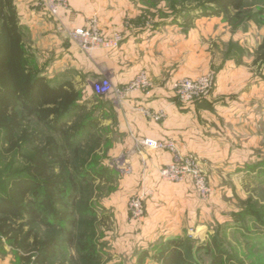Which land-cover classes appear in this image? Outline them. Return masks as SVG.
Here are the masks:
<instances>
[{
	"label": "crops",
	"instance_id": "0c3cea01",
	"mask_svg": "<svg viewBox=\"0 0 264 264\" xmlns=\"http://www.w3.org/2000/svg\"><path fill=\"white\" fill-rule=\"evenodd\" d=\"M68 1L70 11L68 15L62 14L64 27L84 25L87 18L97 14L104 34L112 36L119 32L121 44L116 50L98 48L88 55L58 27L38 0H13L25 45L37 64L35 68L53 85L71 81L77 90L83 89L89 96L96 95L91 85L95 78L108 77L116 87H124L141 71L147 73L153 82L149 90H133L119 99L109 94L103 105L86 98L87 106L94 110L98 128L111 143L107 164L112 166L118 158L127 160L132 172L123 176L124 183L130 187L137 185L135 189L139 193H146L147 214L141 224L144 242L183 236L194 225L207 222L212 209L218 208V201L198 197L191 180L185 183L162 181L159 169L173 160L174 153L143 148L137 140L147 137L174 140L180 154H197L212 178L217 177L216 171L238 167L241 152L230 130L239 127L236 124L239 120L249 122L247 115L253 101L249 92L253 89L249 91L248 75L240 67H225L211 97L190 105L182 104L174 96L172 82L205 72L206 65L200 64L197 53L200 50L197 37L209 32L205 26L223 25L219 18H198L197 27L193 29L189 24L191 11H185V7L174 17L167 13L165 3ZM161 5L167 15L154 16L153 11ZM149 13L153 19L147 15ZM144 109L164 110L166 117L153 120ZM115 204L113 201L111 206ZM124 207L126 214V202ZM148 261L159 264L153 259Z\"/></svg>",
	"mask_w": 264,
	"mask_h": 264
},
{
	"label": "trees",
	"instance_id": "16d2710c",
	"mask_svg": "<svg viewBox=\"0 0 264 264\" xmlns=\"http://www.w3.org/2000/svg\"><path fill=\"white\" fill-rule=\"evenodd\" d=\"M206 2L203 14L233 11L238 18L246 14V0ZM257 59L264 72V40ZM87 103L71 81L53 85L35 68L13 0H0V148L3 157L12 155L7 168H0V244L7 242L25 252L19 256L25 264H52L62 253L74 259L70 246H76L82 264H101L94 224L88 222L77 235L75 209L80 181L88 176L103 180L115 170L97 159L76 175L69 170L65 151L100 131L97 115ZM17 159L19 166L14 164ZM82 211L95 213L88 202ZM247 216L264 226V210L233 213V226H243L249 233L248 245L263 249L264 233L251 234L244 221ZM223 230L217 227L212 239L201 243L190 235L161 239L137 250L135 264H147L148 259L159 264H244L225 244Z\"/></svg>",
	"mask_w": 264,
	"mask_h": 264
},
{
	"label": "rangeland",
	"instance_id": "374dc122",
	"mask_svg": "<svg viewBox=\"0 0 264 264\" xmlns=\"http://www.w3.org/2000/svg\"><path fill=\"white\" fill-rule=\"evenodd\" d=\"M66 1L67 8H61V15H68L70 11L69 1ZM139 1L150 5L165 3V7L169 11L167 13L172 14L174 17H177L183 11L184 7H192L191 22L189 24L193 29L197 27L196 20L201 17H217L221 20L223 25H215L214 27L211 25L205 26V28H209L207 30L209 32L207 34L201 33V36L197 37L196 44L200 47L198 48L200 50L197 52L200 54V64L203 65L205 63L206 65L205 72L197 76L204 74L210 76L212 79L211 90L198 101H203L211 97L214 88H216L219 74L223 72L225 67L231 65L233 67L236 66V68L240 67L248 75L247 82L249 91L253 89V91L251 90L249 92V97L253 98V101H250L251 105L247 115L249 122L239 120L236 123L239 126L238 128H230V135L233 137V142L238 144L241 152L239 155V166L227 171H216L217 177L212 178L201 158L195 154L211 186V193L204 200L210 198L217 199L218 208L216 209L214 207L212 209L207 222L200 226L194 225L183 236L190 235L197 243H201L212 239V235L217 227H220V229L223 228L222 239L237 256V260L244 264H264V248H253L251 245H248L246 235H249V233L244 230L243 226L239 229L233 226L234 212L242 209L251 210L252 208L264 210V72L260 61L257 59V49L264 40V0H246L244 7L246 14L240 18L235 17L233 11L229 15L203 14L201 8L203 5H207L206 0ZM164 11L166 12L167 10L163 9L161 5L160 8H155L153 14L154 16H166L167 13ZM147 15L150 19H153L151 13ZM93 16L98 17L97 14ZM91 17L86 19L85 24ZM51 18L57 22L60 29L62 28L65 31L69 30V28L64 27L63 21L60 22L54 17ZM210 27H213V30L215 28V30L213 31ZM116 34L121 35L119 32H114L112 36L106 35V37L110 39ZM120 44L121 40L117 47L99 48L116 50ZM92 52L85 53L91 55ZM33 64L34 66L37 65L34 61ZM114 87L116 88L113 84ZM80 90L83 92V89ZM111 95L113 98H117L115 91ZM83 98L93 99L103 105L106 97L97 95L89 96L83 92ZM237 118L241 119V117ZM36 126L38 125L36 124ZM103 135L104 131L98 132L96 130L76 146L65 149L70 172L77 175L83 168L89 167L97 159L102 164L108 165L110 163L108 161L110 157L108 150L111 148V143ZM1 151L0 148V168L5 169L8 163L11 162L12 155L9 154L6 156L7 158L3 157ZM14 164L15 166H19L21 160L17 159ZM112 168L115 170V174L105 177L103 180L93 179L92 176H88L85 181H80L79 200L75 209L79 221L76 233L78 235L88 222H93L95 228L94 239L100 242L98 249L101 254V264H135L137 250H140L142 247L147 248L152 244L144 242L141 232V224L147 213L142 221L131 218L129 213V199L132 195L139 193L135 189L138 186L134 185L130 187V184H125L123 178L125 174L120 173L114 167ZM142 195H144V201H146V193ZM113 201L116 203L115 206H111ZM86 202L92 205L95 213H84L82 211V207ZM125 202L126 214L124 212ZM245 218V224L251 229V234L264 233V226L254 223L249 216ZM133 222L135 223L134 225L132 224ZM226 224L231 227L224 226ZM68 250L71 255H74V259H69L67 255H63L62 253L52 264H60L62 261L65 264H82L76 252V246H70ZM23 253L25 252L16 250L11 244L3 242L0 244V264H25L19 258ZM148 260L147 263L149 264L150 261Z\"/></svg>",
	"mask_w": 264,
	"mask_h": 264
},
{
	"label": "built area",
	"instance_id": "2783aa9c",
	"mask_svg": "<svg viewBox=\"0 0 264 264\" xmlns=\"http://www.w3.org/2000/svg\"><path fill=\"white\" fill-rule=\"evenodd\" d=\"M38 3L50 17H54L62 22L63 16L60 14V11L61 8H67L66 0H38ZM66 33L85 52H92L99 47L114 48L122 40L119 34L108 39L100 28L97 16L91 17L84 25L67 30ZM152 86V81L143 71L124 87L113 88V84L108 77L98 78L92 81V88L97 96H106L115 91L118 99L124 97L130 91H146ZM172 88L174 96L178 101L182 104L190 105L209 93L212 88V79L210 76L204 74L196 77L185 76L174 80L172 82ZM144 113L156 121L163 120L166 117L164 110L144 109ZM137 143L139 146L150 150H170L174 153L173 160L159 169L158 174L162 181L185 183L187 180H191L193 188L200 198L206 199L210 195L211 186L195 154H180L172 139L156 140L147 137L138 139ZM112 166L122 174L132 172L131 164L123 158L116 159L112 163ZM129 213L133 220L142 221L144 219L146 214L144 195L136 193L130 197Z\"/></svg>",
	"mask_w": 264,
	"mask_h": 264
}]
</instances>
